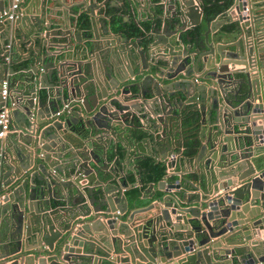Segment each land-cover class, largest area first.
I'll return each mask as SVG.
<instances>
[{
	"label": "water",
	"instance_id": "95a60500",
	"mask_svg": "<svg viewBox=\"0 0 264 264\" xmlns=\"http://www.w3.org/2000/svg\"><path fill=\"white\" fill-rule=\"evenodd\" d=\"M12 1L0 0V7L5 9ZM18 1L24 10L12 20L0 21V43L19 32L34 46L30 71L17 78L8 77L13 70L0 56V91L7 81L0 109H10L11 122L16 120L27 134L20 135L23 143L16 138L10 141L9 136L0 138V264H264V240H260L264 237V0H233L224 15L214 18L203 13L199 0H168L162 7L163 23L155 28L148 50L120 45L123 50L117 54L114 46L107 45L104 81L97 78L93 63H83L77 51L72 56L67 53L64 59L68 60L59 59L73 36L50 32L51 21L38 15L40 0ZM85 3L79 6L86 8L93 23L96 4ZM30 6L36 14L28 17ZM197 26L200 31L194 30L185 43L181 31ZM75 45L85 49L81 41ZM54 75L59 84L68 79L66 87L74 99L84 83L85 95L66 117L57 114L62 97L48 101L46 116L40 110L44 98L36 99V85L43 87L48 81L53 85ZM133 77L138 78L127 84ZM132 87L137 91L131 96ZM147 94L151 100L146 102L148 113L143 114L146 126L163 131L153 151L137 152L138 156L157 153L166 160L168 171L180 176L173 183L159 181L161 189H179L180 180L194 187L184 172H174L172 150L182 121L179 111L194 103L191 108L198 110L204 126L199 129L195 157L205 158L206 171L199 177L204 193L193 200L195 206L183 207L179 197L167 196L164 199L169 200H162L150 217L138 221L136 215L155 204L133 209L119 220L110 214L119 210L126 215V182L122 178L113 188L105 184L107 146L87 152L88 146L74 137H90L98 126L122 139L126 133L118 131L122 122L135 128V115L144 112V103L139 107L130 101H146ZM123 141L129 142L126 137ZM71 145L83 148L80 159ZM68 190L87 200L80 211L83 221L74 216L51 219L46 212L50 198L64 197Z\"/></svg>",
	"mask_w": 264,
	"mask_h": 264
},
{
	"label": "crops",
	"instance_id": "0c3cea01",
	"mask_svg": "<svg viewBox=\"0 0 264 264\" xmlns=\"http://www.w3.org/2000/svg\"><path fill=\"white\" fill-rule=\"evenodd\" d=\"M16 0H13L11 3H9L5 9H8L13 2ZM85 1V5H91V2H93L94 10L93 13L95 15L94 22H90L91 15L86 10L84 6H79L81 2ZM201 0H199V3ZM170 3L168 0H40V3H38L37 8L38 15L42 17V19L46 20L47 23L51 21L50 23V32H69V35H72L73 38L69 39L67 42V47L63 48L61 52L59 53V59L62 60H68L64 59V56L74 55L75 51L79 52L78 57L82 59L81 61L83 63L85 62H91L92 65L96 69V76L100 80H103L105 77L103 75V69H102V61L104 58V55L106 53V47L107 45L114 46L115 47V53H120L123 50V47L120 45H127L128 48H131L132 46H139L141 48H145L148 50V44L151 41V37L155 33V28L160 27L163 23L162 19V7H165L166 4ZM92 6V5H91ZM201 6V4H200ZM126 9L123 13L122 10ZM202 8V7H201ZM113 9V10H112ZM2 9V5L0 7V11ZM19 12L24 10L23 5L19 2ZM109 10H112L113 13L116 16H120L122 21L129 22L133 21L136 25L139 27H143L142 23H146L148 27L146 30H143L141 28V32H143V35H136V36H130L125 35L122 31L117 29H113L111 25V15L109 13ZM35 8L30 6V14L27 16L30 17L32 15H35ZM224 15L225 13H220L218 15ZM171 16V15H170ZM214 16V17H216ZM211 17V18H214ZM25 23H27L26 20H24ZM92 24L94 28L92 27ZM200 31V27H187L184 30L181 31L182 37L185 34V32H190L189 35H192V32ZM12 37H9L8 39L4 40L3 43H0V56H4L6 59L7 68L13 70V74L8 75V77L17 78L21 76L22 74L27 75L30 71V63L31 60L29 58V55L31 53V49L34 46V41L31 39H28L26 37H23L19 34V32H13ZM52 37V36H51ZM55 37V35H53ZM127 42H125V40ZM146 40V41H145ZM78 41H81L82 44L85 45V49L80 48L76 49V43ZM111 42V43H110ZM185 43H188L187 40H184ZM129 67H128V66ZM126 68L128 67L129 71L132 70L130 65L127 63ZM40 72L43 71L42 67H39ZM229 68L234 69H241L242 67L240 65H229ZM194 77H198V74H194ZM238 77V76H237ZM72 78V77H71ZM138 77L129 78V80L126 82L127 84L134 83ZM80 81V80H79ZM104 81V80H103ZM198 83H200V78L197 80ZM68 82L67 79V83ZM59 84L57 82V78L55 75L53 76V85L51 82H45L43 87H39L37 84L35 87L36 92V99L38 97L44 98V108H41L43 115L46 116V110H48V101L51 100V98L55 97H62V103L60 106V115L61 117H66L68 114H72V110L76 107L78 104L77 99L83 98L85 95V91L83 89L84 83H81L79 85L80 87V96L73 98V94L70 91V87H66L67 85ZM137 91L136 87H132L131 91L128 95L135 94ZM90 93V92H89ZM67 95V101L63 100V96ZM151 100V95L147 94L146 101H143L139 98L133 99L130 102H136L139 107L141 106V103H144V112L137 113L133 119V125L135 128H132L130 124L122 122V125H120L119 130H123L124 135L121 134V137H118L117 133L113 134L112 130H105L104 128L93 127L92 136L90 137H84L75 135V139L78 140V142H83V147L88 146L87 150L93 149L95 152H99L100 145L104 144L107 147V157L105 159V162L107 163V172L105 170L104 173V179H106V185L108 187H115L117 184L120 185V181L125 180L126 182V189L123 190L124 195L127 198V191L132 186H140L139 179L137 174V166L135 163V160L137 158L143 157L145 155L138 156L137 152H140L141 154H144L146 150L153 151V143L156 139V137L159 136L160 132L163 131V129H158L156 132L151 131L149 126H146L147 119H145L144 115L145 113H148L146 111V107L150 106V104L146 103ZM67 104V107H65ZM194 103H188V106H192ZM197 105V104H196ZM39 109V108H37ZM10 111V109H9ZM183 110H180L179 113H181ZM32 123L34 126L35 121V113L32 114ZM182 117V115H180ZM18 118V115H17ZM41 118V117H40ZM82 118H86L85 116H82ZM78 119V117L76 118ZM182 122V121H181ZM225 123V122H224ZM222 124L223 126L225 124ZM13 129L9 132H7L4 136L0 137L2 139H5L9 136L10 141H13V138L18 139V142L23 143V141L20 138V135L27 136L26 132L22 131V128L26 129L25 127L18 128L16 120L12 121ZM79 125V122H78ZM208 127L212 126L207 124ZM201 126L200 123V115H199V122H198V128H197V137L199 136V129ZM225 127V126H224ZM146 130H149L146 131ZM206 127L203 131L204 135L207 133ZM178 131V140L173 145L172 150L175 151V166H174V172H184V176L188 179H193V186L187 184L184 181H179L182 186L179 189H172V191L167 192L158 186V182L165 179L167 183H173L174 181H178L180 179V176L178 174L172 173L168 171V168L166 166L167 171V177L161 178L158 182L153 183H147L143 186L142 189V195L141 197L145 199V204L139 207L130 208L129 203L127 200V213L125 216L120 215L119 220L123 219L125 220L127 217V214H129L133 209L140 208L143 206H147L149 204H155V208L145 211L143 213H139L136 215L138 221L150 217L154 212L158 211V206L160 205L161 201L163 200H169L164 199L165 197L169 196L171 198H175L177 200V197H179L178 203L183 206L187 207L189 205L195 206L196 204L193 203V200H195L198 196L203 195L204 193V185L203 183H199V177L200 173L202 171H206L205 167V158H202L201 160H196V155L189 160L179 159L180 151L182 150V146H179L183 142L182 138V123H180L177 126ZM132 132V134H130ZM134 132L141 133V136H135ZM15 135V136H14ZM12 137V138H11ZM126 137L129 142H124L123 138ZM88 138V139H86ZM92 139V142L90 141ZM199 139V137H198ZM144 140V141H143ZM77 146V144H76ZM70 148H73L75 150V154L80 159V152L83 150L81 147H74V145H71ZM88 152V151H87ZM153 158L157 161H164L166 164V160L160 159V157L155 153L153 155ZM126 161L127 164H126ZM60 163H62L60 161ZM64 165V163H62ZM61 165V164H60ZM124 168V171H123ZM122 170L121 172H118L119 170ZM195 170V172H192ZM112 173V174H111ZM66 174V173H65ZM111 174V176H110ZM131 174L135 180L134 183H129L128 176ZM57 175V174H55ZM58 176V175H57ZM150 184H153V188L151 189L149 187ZM67 190V189H66ZM71 190V188L69 189ZM68 195L66 194L64 197L63 195H57V197H51L50 198V209L47 210L49 217L52 219H55L56 217H60L63 220L71 219V217L79 220H84L82 216H80L81 206L87 201L80 199L79 197H74L72 195V191ZM150 196V197H148ZM188 196V199H187ZM187 200H189V203H187ZM91 209L93 207L90 206ZM77 214V215H76ZM54 226L56 229H58L57 224L54 223ZM116 236L123 239L124 235L117 231ZM261 237V236H260ZM260 240H264V237H261ZM25 242V240L23 241ZM27 246H32L31 244H28ZM100 248H103L102 245H98ZM8 249H12V245L7 246ZM263 253V252H262ZM261 253V254H262ZM116 254H114L115 256ZM262 257L264 255H261ZM99 257V256H97ZM137 259H135V262Z\"/></svg>",
	"mask_w": 264,
	"mask_h": 264
},
{
	"label": "trees",
	"instance_id": "16d2710c",
	"mask_svg": "<svg viewBox=\"0 0 264 264\" xmlns=\"http://www.w3.org/2000/svg\"><path fill=\"white\" fill-rule=\"evenodd\" d=\"M233 0H201L200 4L204 14H207L210 18L216 16L220 13H225V11L231 6ZM113 10V9H112ZM112 10H109L111 15V25L113 29L122 31L125 35L136 36L143 35L141 28L146 30L148 25L142 23L143 27H139L133 21L124 22L120 16H116ZM126 9L123 8L124 13ZM193 33V32H192ZM190 32H185L183 39L189 35ZM146 41V40H145ZM182 115V138L183 142L181 145L182 150L180 151L179 159L189 160L192 159L196 153L199 146V139L197 137V128L199 122V112L195 108L188 106L181 112ZM136 136H141V133H136ZM137 166V176L139 179L140 186H132L127 191V200L130 208L139 207L145 204V199L141 197L143 186L147 183L158 182L161 178L167 177L166 164L164 161H157L153 157L143 156L135 160ZM135 178L129 174V183H134Z\"/></svg>",
	"mask_w": 264,
	"mask_h": 264
},
{
	"label": "built area",
	"instance_id": "2783aa9c",
	"mask_svg": "<svg viewBox=\"0 0 264 264\" xmlns=\"http://www.w3.org/2000/svg\"><path fill=\"white\" fill-rule=\"evenodd\" d=\"M19 1L16 0L11 4V6L8 9H3L0 11V21L4 20H12L15 17L19 15ZM1 96L4 98L7 94V81L3 82L2 89L0 91ZM67 107V104L66 106ZM57 112V114H59ZM33 116L30 117L32 120ZM13 129L12 122L9 117V109L5 106L1 107L0 109V137L4 136L7 132L11 131ZM121 213L119 210H116L110 214L111 217H114L116 219L119 218ZM255 264H263L262 262L255 263Z\"/></svg>",
	"mask_w": 264,
	"mask_h": 264
}]
</instances>
